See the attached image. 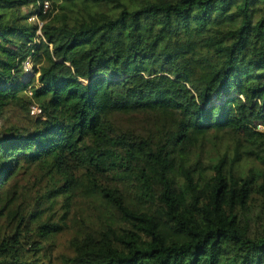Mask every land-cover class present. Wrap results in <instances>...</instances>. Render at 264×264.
<instances>
[{"label": "trees", "instance_id": "16d2710c", "mask_svg": "<svg viewBox=\"0 0 264 264\" xmlns=\"http://www.w3.org/2000/svg\"><path fill=\"white\" fill-rule=\"evenodd\" d=\"M259 124L264 0H0V264H264Z\"/></svg>", "mask_w": 264, "mask_h": 264}, {"label": "rangeland", "instance_id": "374dc122", "mask_svg": "<svg viewBox=\"0 0 264 264\" xmlns=\"http://www.w3.org/2000/svg\"><path fill=\"white\" fill-rule=\"evenodd\" d=\"M29 24H32V22H28ZM14 118H11L8 123H17L18 116L16 114L13 115ZM24 116V114L22 115ZM230 143V141H227V139H219V138H213L210 137V140L205 143L204 148H203V153L206 156H210L215 158L217 154H222L225 146ZM33 178H28L27 180H32ZM26 180H24L23 183ZM57 241L56 245V251L54 252V258L56 259L55 262L58 263L60 261V256L65 254L66 251V242L64 238L60 237Z\"/></svg>", "mask_w": 264, "mask_h": 264}, {"label": "built area", "instance_id": "2783aa9c", "mask_svg": "<svg viewBox=\"0 0 264 264\" xmlns=\"http://www.w3.org/2000/svg\"><path fill=\"white\" fill-rule=\"evenodd\" d=\"M48 9H49V3L47 1H45L43 3V5H42L43 13H45ZM29 21L32 22V23H37V25H38L37 34L39 36H42L41 32H40V28L42 26V23L39 22L37 20V18H35V17L31 18ZM25 68H26L27 71H29L30 70V65L28 63H25ZM39 113H40V109H38L36 106H31L30 107V114L31 115H38ZM257 130L258 131H264V125H261V124L257 125Z\"/></svg>", "mask_w": 264, "mask_h": 264}]
</instances>
